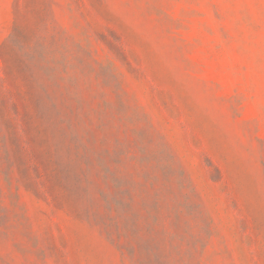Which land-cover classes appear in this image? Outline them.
Instances as JSON below:
<instances>
[{"label":"rangeland","instance_id":"374dc122","mask_svg":"<svg viewBox=\"0 0 264 264\" xmlns=\"http://www.w3.org/2000/svg\"><path fill=\"white\" fill-rule=\"evenodd\" d=\"M0 264H264V0H0Z\"/></svg>","mask_w":264,"mask_h":264}]
</instances>
